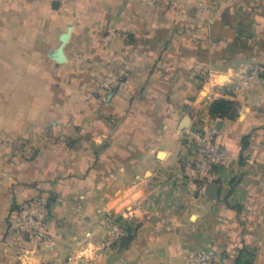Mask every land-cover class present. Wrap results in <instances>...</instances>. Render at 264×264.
I'll use <instances>...</instances> for the list:
<instances>
[{
	"label": "crops",
	"instance_id": "crops-1",
	"mask_svg": "<svg viewBox=\"0 0 264 264\" xmlns=\"http://www.w3.org/2000/svg\"><path fill=\"white\" fill-rule=\"evenodd\" d=\"M252 62L264 0H0V264H264V78L237 89ZM204 114L231 164L200 194L179 181ZM42 195L35 245L15 219ZM110 212L129 235L108 248Z\"/></svg>",
	"mask_w": 264,
	"mask_h": 264
},
{
	"label": "built area",
	"instance_id": "built-area-1",
	"mask_svg": "<svg viewBox=\"0 0 264 264\" xmlns=\"http://www.w3.org/2000/svg\"><path fill=\"white\" fill-rule=\"evenodd\" d=\"M112 35H115L111 32ZM264 68L259 63L251 64L243 71L239 91L250 90L263 82ZM110 81L107 86L113 85ZM217 131L209 114L200 115L183 131V139L192 158L184 162L180 173L179 186L203 194L208 184L219 181V169L231 164V157L216 142ZM52 205L44 196L19 204L15 219L16 234L32 243L48 242V223L52 219ZM109 235L105 246L120 244L129 235L125 219L113 213L106 216ZM214 254L202 249L188 256L183 264H213Z\"/></svg>",
	"mask_w": 264,
	"mask_h": 264
},
{
	"label": "trees",
	"instance_id": "trees-1",
	"mask_svg": "<svg viewBox=\"0 0 264 264\" xmlns=\"http://www.w3.org/2000/svg\"><path fill=\"white\" fill-rule=\"evenodd\" d=\"M232 108V105L229 101L226 100H217L211 106V113L219 115L221 117L226 116L229 110Z\"/></svg>",
	"mask_w": 264,
	"mask_h": 264
},
{
	"label": "rangeland",
	"instance_id": "rangeland-1",
	"mask_svg": "<svg viewBox=\"0 0 264 264\" xmlns=\"http://www.w3.org/2000/svg\"><path fill=\"white\" fill-rule=\"evenodd\" d=\"M251 64H254V62H252ZM251 64H249V66H250ZM249 66H248V67H249ZM248 67H247V68H248ZM42 196H44V195H42ZM39 197H40V196H39ZM44 197H46V196H44ZM37 198H38V197H37ZM46 198H47V197H46ZM34 199H35V198H34ZM47 199H48V202L51 203L50 200H49V198H47ZM52 212H53V211H52ZM49 224H50V222L48 223L47 231H48V229H49ZM48 238H49V235H48ZM24 239H25L24 241L29 242L26 238H24ZM29 243H31V244H35V245L40 244V243H32V242H29Z\"/></svg>",
	"mask_w": 264,
	"mask_h": 264
}]
</instances>
